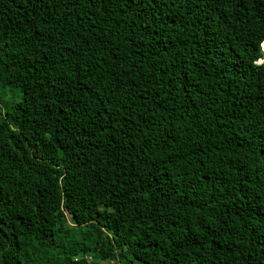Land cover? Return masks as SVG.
Wrapping results in <instances>:
<instances>
[{"label": "trees", "instance_id": "trees-1", "mask_svg": "<svg viewBox=\"0 0 264 264\" xmlns=\"http://www.w3.org/2000/svg\"><path fill=\"white\" fill-rule=\"evenodd\" d=\"M261 47L264 0H0V264H264Z\"/></svg>", "mask_w": 264, "mask_h": 264}, {"label": "clouds", "instance_id": "clouds-1", "mask_svg": "<svg viewBox=\"0 0 264 264\" xmlns=\"http://www.w3.org/2000/svg\"><path fill=\"white\" fill-rule=\"evenodd\" d=\"M262 42H263V41H262ZM262 42H261L260 46H262ZM261 51L263 52L262 47H261ZM263 53H264V52H263ZM260 59H261V58H259V59L257 60V62H259ZM262 59H263V58H262ZM263 60H264V59H263ZM263 60H262V61H263ZM262 61H261V62H262Z\"/></svg>", "mask_w": 264, "mask_h": 264}]
</instances>
